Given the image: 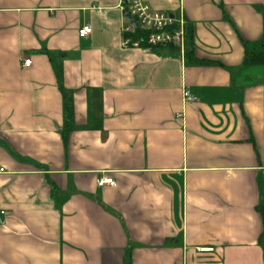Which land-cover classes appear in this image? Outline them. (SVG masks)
<instances>
[{"label": "crops", "instance_id": "1", "mask_svg": "<svg viewBox=\"0 0 264 264\" xmlns=\"http://www.w3.org/2000/svg\"><path fill=\"white\" fill-rule=\"evenodd\" d=\"M132 1L0 0V264H264V0H141L184 57Z\"/></svg>", "mask_w": 264, "mask_h": 264}, {"label": "built area", "instance_id": "2", "mask_svg": "<svg viewBox=\"0 0 264 264\" xmlns=\"http://www.w3.org/2000/svg\"><path fill=\"white\" fill-rule=\"evenodd\" d=\"M126 11L131 23L125 28V33H134L136 27L147 33L141 40L134 41L131 38H125L123 41L124 47L135 49H152L158 47H173L178 49L180 56L184 57L186 54V47L188 41L187 23L183 12L180 10L179 14L169 15L165 13H158L153 11L148 5L143 4L141 0H134L130 6L123 9ZM92 33L91 26H84L79 30L80 38H86ZM146 45L145 47L142 46ZM30 60H25L24 65H30ZM183 99L185 103L196 102V98L192 96L190 89L184 87ZM100 186L114 185L112 179H101L98 181ZM6 212H0V225L5 223ZM210 251V250H207Z\"/></svg>", "mask_w": 264, "mask_h": 264}, {"label": "trees", "instance_id": "3", "mask_svg": "<svg viewBox=\"0 0 264 264\" xmlns=\"http://www.w3.org/2000/svg\"><path fill=\"white\" fill-rule=\"evenodd\" d=\"M187 30H188V41L192 40L193 38V29L191 26H188L187 24ZM147 35L146 32L140 30V28L136 27L134 30V33L125 35L126 38H131L134 41L139 40L141 41L145 36ZM145 47L146 45H143ZM245 50V60L244 64L245 66H262L264 64V42L259 41L257 43H244L243 45ZM172 48L173 47H167ZM187 53V52H186ZM188 54H185V56ZM63 140L66 142V136L63 138Z\"/></svg>", "mask_w": 264, "mask_h": 264}]
</instances>
